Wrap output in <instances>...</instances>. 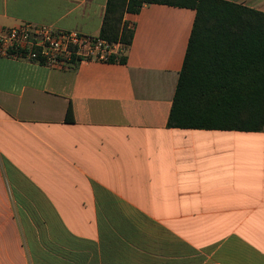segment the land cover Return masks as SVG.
Instances as JSON below:
<instances>
[{"label":"crops","instance_id":"0c3cea01","mask_svg":"<svg viewBox=\"0 0 264 264\" xmlns=\"http://www.w3.org/2000/svg\"><path fill=\"white\" fill-rule=\"evenodd\" d=\"M107 2L0 0V26L99 36ZM195 18L127 13L126 65L0 57V264H264V129L168 126Z\"/></svg>","mask_w":264,"mask_h":264},{"label":"trees","instance_id":"16d2710c","mask_svg":"<svg viewBox=\"0 0 264 264\" xmlns=\"http://www.w3.org/2000/svg\"><path fill=\"white\" fill-rule=\"evenodd\" d=\"M145 4L196 11L168 126L262 131L264 13L226 0H108L99 37L120 44L122 52L107 62L127 64L134 28L125 15ZM66 122H75L71 105Z\"/></svg>","mask_w":264,"mask_h":264},{"label":"built area","instance_id":"2783aa9c","mask_svg":"<svg viewBox=\"0 0 264 264\" xmlns=\"http://www.w3.org/2000/svg\"><path fill=\"white\" fill-rule=\"evenodd\" d=\"M115 45L99 36L45 23L0 26V57L52 69H71L83 61H108Z\"/></svg>","mask_w":264,"mask_h":264},{"label":"rangeland","instance_id":"374dc122","mask_svg":"<svg viewBox=\"0 0 264 264\" xmlns=\"http://www.w3.org/2000/svg\"><path fill=\"white\" fill-rule=\"evenodd\" d=\"M7 221L4 219V217H0V223H6Z\"/></svg>","mask_w":264,"mask_h":264}]
</instances>
